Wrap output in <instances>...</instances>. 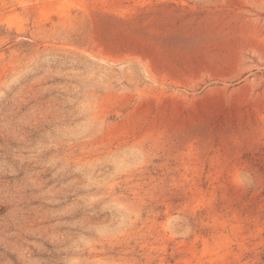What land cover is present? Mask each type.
<instances>
[{"label":"rangeland","instance_id":"rangeland-1","mask_svg":"<svg viewBox=\"0 0 264 264\" xmlns=\"http://www.w3.org/2000/svg\"><path fill=\"white\" fill-rule=\"evenodd\" d=\"M0 264H264V0H0Z\"/></svg>","mask_w":264,"mask_h":264}]
</instances>
